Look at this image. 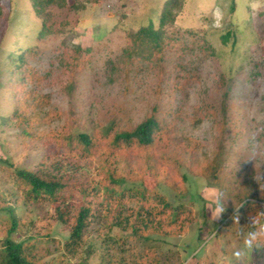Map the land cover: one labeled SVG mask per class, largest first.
Segmentation results:
<instances>
[{
	"label": "rangeland",
	"instance_id": "obj_1",
	"mask_svg": "<svg viewBox=\"0 0 264 264\" xmlns=\"http://www.w3.org/2000/svg\"><path fill=\"white\" fill-rule=\"evenodd\" d=\"M75 3L81 7L74 9ZM167 4L171 19L161 30V48L151 40L135 41L150 22L160 28ZM1 6L0 253L11 227L10 206L19 222L13 239L36 244L41 264H239L233 256L243 247L238 233L249 230L250 217L264 224V0H65L63 7L51 6L53 31L43 35L42 18L30 0H1ZM77 45L91 50L90 60L71 79L63 63ZM29 47L35 49L27 53L29 67H16ZM108 61L127 71L113 84L107 82ZM26 93V105L43 117L29 135L17 120H3L13 117ZM155 110L169 141L132 150L126 165L138 173L133 177L143 172L148 188L185 205V230L140 241L110 229L104 208H117L112 197L118 191L106 178L101 181L102 166L93 157L88 169L102 184L100 205L79 246L66 250L71 229L56 218L57 204L26 201L18 186L19 169L35 170L58 150L35 134L74 132L81 120L97 131L109 119L133 126ZM120 152L112 153L119 162ZM217 163L220 179L214 177L216 168L207 169ZM209 189L223 195L225 210L218 219H213ZM245 191L253 206L238 203ZM124 204L125 215L141 205ZM237 208L240 224L233 220ZM259 244L262 248L245 250L243 264H264V250L258 251L264 240Z\"/></svg>",
	"mask_w": 264,
	"mask_h": 264
},
{
	"label": "trees",
	"instance_id": "obj_2",
	"mask_svg": "<svg viewBox=\"0 0 264 264\" xmlns=\"http://www.w3.org/2000/svg\"><path fill=\"white\" fill-rule=\"evenodd\" d=\"M30 1L36 16L42 18L40 35H43L44 32H52L53 13L50 8L55 5L63 7L65 0ZM80 7L81 5L73 4L74 9H79ZM168 7L169 4L165 6L163 13L159 17L160 28L156 29L153 23L150 22L148 26L142 27L135 34V41L151 40L155 43L154 47L157 50L161 48L163 44L161 30L171 19ZM2 13L0 0V19ZM228 38L229 34L225 37V41ZM34 50L33 47H29L20 53L17 58L19 63L16 67L23 65L29 67L26 56L27 53L30 54ZM90 54V49L80 45L68 49L67 60L63 65L66 71L71 74V79L75 78L76 73L83 70L87 65L90 60ZM123 70H121L118 63L108 61L106 74L108 84H113L122 73L127 72ZM27 76L29 78L31 75ZM26 80L27 78L24 77L20 84L14 86V90L16 92L21 91ZM71 84L74 85V82L70 81L69 85ZM26 98H29L27 93L24 97L18 98L13 117L3 120L4 122H9L12 119L17 120V125L25 128L24 133L29 135L30 126L36 124L39 120L41 121L43 117L41 112H38V109H32L26 105ZM46 100L45 97L44 101ZM30 110L36 111L32 113ZM157 110H155L153 115L133 126L122 127L116 123V119H109L97 131L87 125L86 121L81 120L74 132H63L60 135L53 132L35 134L41 142L45 143V141L49 140L58 150L56 154H49L43 157L35 170L19 169L17 171L18 186L23 191V197L26 201H48L57 204L56 218L71 229L70 236L64 246L66 250H72L79 246L90 224L93 209L95 207L98 208L100 205L99 198L102 194V184L96 182L97 179L90 175L88 169L93 157L100 160L102 167L98 176H100L101 181L106 178L109 186L116 187L115 190L118 191L112 197L113 202L118 205L117 208L115 210L109 209V207L104 208L111 219V223H109L110 229L118 228L129 232L128 238L140 241L150 240L154 235L163 236L170 234L176 236L185 230L187 224L184 222V214L187 211L185 205H174L165 195L155 189L148 188L144 185L143 172L139 176L133 177V175L138 173L134 170L132 171L131 164L126 165L129 160L126 155L130 154L132 150H149L154 146L156 147L158 143L169 141L167 127L157 117ZM37 113L40 114L38 115ZM49 116L50 113L45 115L44 119L49 120ZM103 142L105 146L107 145L105 149L99 148L100 143ZM114 150L121 151L119 153L120 162L117 156L112 154ZM67 154L68 157L65 156ZM117 163H125V170H119ZM146 166L151 167L150 165ZM215 168L214 177L220 179L222 176L219 172L220 166L218 163L216 167H207L210 171ZM185 179H187V176H185ZM130 181H133V183H130ZM106 192L110 191L107 190ZM244 194L242 200L238 201V203L244 202L247 207L253 206L252 202L246 201L247 196H249L248 193L245 191ZM72 200L75 201L72 202ZM127 200L140 202L141 205L128 209L130 212L125 215L124 203ZM7 210L10 212L12 222L11 227L1 239L4 250L2 254L0 253V264H41L39 260L35 259L36 244L30 243L32 247L30 253H28L27 248H30L28 239L22 241L13 239V234L17 231L19 222L15 209L8 206ZM262 250L264 249H259L258 251ZM29 257L32 259L30 260Z\"/></svg>",
	"mask_w": 264,
	"mask_h": 264
},
{
	"label": "clouds",
	"instance_id": "obj_3",
	"mask_svg": "<svg viewBox=\"0 0 264 264\" xmlns=\"http://www.w3.org/2000/svg\"><path fill=\"white\" fill-rule=\"evenodd\" d=\"M203 191V189H202ZM207 198L209 203L215 205V211L212 212L213 219H218L220 215L224 212L225 206L223 203V195L214 190L209 189ZM237 208L236 214L233 216L234 224H240V213ZM249 230H241L238 235L242 240L243 247L238 248L233 252V256L239 264H243L244 257L246 255L245 250H253L254 248H262L259 241L264 240V224L257 221L256 217H250Z\"/></svg>",
	"mask_w": 264,
	"mask_h": 264
}]
</instances>
